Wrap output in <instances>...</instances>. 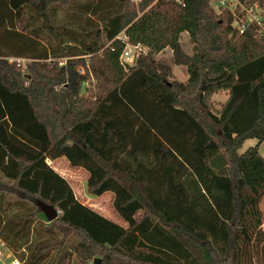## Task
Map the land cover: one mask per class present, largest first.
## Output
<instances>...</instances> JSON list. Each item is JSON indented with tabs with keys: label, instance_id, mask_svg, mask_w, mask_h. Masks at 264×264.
Segmentation results:
<instances>
[{
	"label": "trees",
	"instance_id": "1",
	"mask_svg": "<svg viewBox=\"0 0 264 264\" xmlns=\"http://www.w3.org/2000/svg\"><path fill=\"white\" fill-rule=\"evenodd\" d=\"M5 1L0 239L19 261L242 264L238 256L256 240L264 264V31L247 15L256 0L220 12L213 0H102L117 10L105 37L96 30L88 40L53 24L70 0ZM40 30L56 38V46L47 40L52 55L25 66L11 60L22 56L13 45ZM184 32L192 54L181 44ZM76 36L81 47L59 55ZM127 43L148 48L133 66L120 60ZM166 48L186 66L187 81L171 80L172 64L157 58ZM221 90L228 98L215 110ZM249 139L257 143L240 152ZM63 156L88 171L91 195L114 194L127 226L76 197L48 163ZM38 199L58 210L56 219H46Z\"/></svg>",
	"mask_w": 264,
	"mask_h": 264
},
{
	"label": "rangeland",
	"instance_id": "2",
	"mask_svg": "<svg viewBox=\"0 0 264 264\" xmlns=\"http://www.w3.org/2000/svg\"><path fill=\"white\" fill-rule=\"evenodd\" d=\"M255 6L250 8L249 12H247L248 18H257L264 23V0H256ZM238 4V0H213L212 5L220 12V10L225 6H230L233 10ZM117 7L115 5L112 6L111 9L105 8V4H103L102 0H70L69 4L64 8H57L53 24L59 26H66L68 28H73L76 33L80 36L88 39L95 38L96 30L102 34V37H105V22L107 17L111 15V13H115ZM8 5L6 4L5 0H0V22L3 26L7 28L10 27L9 18L10 15ZM40 25V20L35 19L33 20L32 26ZM93 30V31H92ZM6 36L11 39L13 37L10 34L6 33ZM119 36L123 37L124 33H121ZM79 36H76L73 39V42L65 43L62 49L58 50V54L62 55L71 49H68L67 46H80V39H77ZM55 44L56 38L54 36H50L47 30H40L35 32L33 35L28 34L27 37L23 38L19 42L17 41L15 45H13V51H17L22 56L20 57H12L11 60H16L22 66H25L26 63L30 60L31 57H34L38 54L48 53L49 56L52 55L51 46L48 44L47 40L49 39ZM46 41V42H45ZM106 43L108 42L105 40ZM13 43V42H11ZM181 44L184 50L192 54L193 52V44L190 40V36L187 32H184L181 35ZM61 48V47H60ZM172 49L166 48L162 52L157 55V58H162L167 60L172 64V76L171 80H178V81H187L188 80V72L187 68L184 65H176L173 63L172 57ZM56 57H51L50 60H54ZM95 81L92 80V84ZM89 93V91H86ZM227 94L224 90L216 92L213 97V106L215 110L221 108L222 104L224 103ZM257 143L256 139H250L244 143V146L241 148L240 152H244L250 146H254ZM260 153L264 156V141L261 143L259 147ZM56 163H51L52 166L57 168V172H59L62 176H64L69 184L72 186L73 191L76 197L85 205L91 207L93 210L97 211L98 213L102 214L103 216L112 219L118 220L119 223L124 224L121 220H119L114 212L113 208V197L110 192L105 193L101 196H93L88 192L87 182L89 178V173L86 169L82 167L73 168L70 166V163L66 161L65 157H62L61 160ZM59 165V166H58ZM260 209L262 211V221H263V228H264V196L260 201ZM125 226L127 224L125 223ZM258 242L254 240L253 242L245 245L244 253L238 256V259L242 262V264H263L260 260L259 254V245ZM0 249L3 251L5 247L0 244ZM5 252L4 255L5 256ZM2 256V258H3Z\"/></svg>",
	"mask_w": 264,
	"mask_h": 264
},
{
	"label": "built area",
	"instance_id": "3",
	"mask_svg": "<svg viewBox=\"0 0 264 264\" xmlns=\"http://www.w3.org/2000/svg\"><path fill=\"white\" fill-rule=\"evenodd\" d=\"M250 10V9H249ZM249 10L247 12H249ZM250 21H254L256 22L259 27H260V32L264 31V23L262 21H260L257 18H248ZM247 27L246 24H243L240 27V32H244L245 28ZM123 40H127V36L124 34L123 37L118 36ZM148 52V48L143 46L140 43L137 44H132V43H127V45L125 46L121 56H120V60L122 62V64H124L125 66H133L137 60V58L142 55V54H146ZM81 73H84L85 70L82 68L80 69ZM2 255V251L0 250V256ZM14 264H22L20 261L18 260H14Z\"/></svg>",
	"mask_w": 264,
	"mask_h": 264
},
{
	"label": "crops",
	"instance_id": "4",
	"mask_svg": "<svg viewBox=\"0 0 264 264\" xmlns=\"http://www.w3.org/2000/svg\"><path fill=\"white\" fill-rule=\"evenodd\" d=\"M226 92V94H227V97H226V99H225V101L227 100V98H228V93H227V91H225ZM224 101V102H225ZM250 140V139H249ZM248 141V140H247ZM246 141V142H247ZM64 157V156H63ZM66 158V157H65ZM62 159V157H59V158H56V159H52V160H48V163L52 166V164L51 163H56V164H59L58 162H59V160H61ZM66 161H68L67 160V158H66ZM68 163H69V161H68ZM62 164V163H61ZM61 164H59V165H61ZM58 165V166H59ZM55 170H57V168L55 167V166H52ZM57 171H59V170H57ZM105 193H108V192H105ZM104 193V194H105ZM111 193V195H112V197H114V194L112 193V192H110ZM112 220V219H111ZM113 221H115V222H118L119 223V221L118 220H113ZM120 224H122V223H120ZM122 225H124L125 226V223L124 224H122ZM0 244L1 245H3L4 247H5V249L2 251L1 249V251H2V255L0 256V264H14V260H18L19 261V259L11 252V250L3 243V241L0 239ZM4 252L6 253L5 254V256H3L4 255ZM2 256H3V258H2Z\"/></svg>",
	"mask_w": 264,
	"mask_h": 264
},
{
	"label": "water",
	"instance_id": "5",
	"mask_svg": "<svg viewBox=\"0 0 264 264\" xmlns=\"http://www.w3.org/2000/svg\"><path fill=\"white\" fill-rule=\"evenodd\" d=\"M36 204L38 205L40 210L43 212L47 220L52 221L57 218L59 212L53 205L47 204L40 199L36 201ZM99 262H100V259L97 258L94 264H98Z\"/></svg>",
	"mask_w": 264,
	"mask_h": 264
}]
</instances>
